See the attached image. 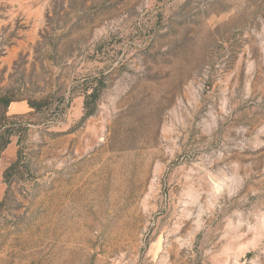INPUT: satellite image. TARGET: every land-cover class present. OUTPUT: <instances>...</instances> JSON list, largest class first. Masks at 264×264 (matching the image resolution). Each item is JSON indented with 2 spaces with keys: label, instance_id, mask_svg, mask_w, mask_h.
<instances>
[{
  "label": "rangeland",
  "instance_id": "1",
  "mask_svg": "<svg viewBox=\"0 0 264 264\" xmlns=\"http://www.w3.org/2000/svg\"><path fill=\"white\" fill-rule=\"evenodd\" d=\"M2 97L0 264H264V0H0Z\"/></svg>",
  "mask_w": 264,
  "mask_h": 264
},
{
  "label": "trees",
  "instance_id": "2",
  "mask_svg": "<svg viewBox=\"0 0 264 264\" xmlns=\"http://www.w3.org/2000/svg\"><path fill=\"white\" fill-rule=\"evenodd\" d=\"M100 88H101V85L98 82L96 86L93 88V90L91 91V93L85 95V99H84V108L86 110L85 117L92 116L94 108H95V102H96V99L98 98V95H99L98 92ZM10 103H11L10 99L5 98V97L0 98V109L2 111V113L0 114V130L3 129V131L1 132V136H0L2 150L6 148V146L10 142L9 135H11L10 134L11 130H9V127H6L4 125V121L6 120V118L3 113ZM28 105L32 110H34V112H37V113L44 110L45 108H48V102L46 99H41L39 101L29 100ZM5 135H6V138H5ZM16 164H17V161L13 164V166L10 167V169L14 168Z\"/></svg>",
  "mask_w": 264,
  "mask_h": 264
}]
</instances>
